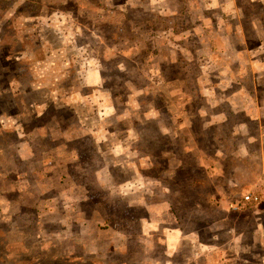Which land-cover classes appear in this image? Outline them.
<instances>
[{
    "label": "rangeland",
    "instance_id": "rangeland-1",
    "mask_svg": "<svg viewBox=\"0 0 264 264\" xmlns=\"http://www.w3.org/2000/svg\"><path fill=\"white\" fill-rule=\"evenodd\" d=\"M198 1L0 0V264H264V0Z\"/></svg>",
    "mask_w": 264,
    "mask_h": 264
},
{
    "label": "crops",
    "instance_id": "crops-1",
    "mask_svg": "<svg viewBox=\"0 0 264 264\" xmlns=\"http://www.w3.org/2000/svg\"><path fill=\"white\" fill-rule=\"evenodd\" d=\"M208 1V0H207ZM213 2H214V6H210V8H212V9H209V8H206L207 10H213V9H215V10H217V9H219V10H224L225 9V7L222 5V3H219L218 2V0H215V1H217L218 2V4L217 3H215V1L214 0H212ZM208 3H211L210 1H208ZM224 23V27H226V30H225V33L224 32H221L220 30H217L215 33L217 34V35H222V34H224L225 36H229L230 35V33L233 35L234 33H235V31H236V29H237V24H235V23H233V22H228V20H226V19H224V21H223ZM206 23H208L207 21H205L204 22V26L206 27ZM211 23H215V28H217L218 27V23L217 22H214V21H211ZM246 117H248V116H246ZM253 121H255L256 122V119L255 120H253ZM164 205H165V203H162L161 204V206L162 207H164ZM149 223V222H148ZM160 223H162L161 221H159V225H161ZM150 225H152V223L150 224ZM160 227V226H159ZM159 227H157V229H159ZM156 229V230H157ZM152 231H154V230H152ZM164 234V233H163ZM164 236V235H163ZM165 237H168V236H165ZM163 241H164V239H163ZM166 241H168V242H164V243H166L165 245L166 246H172L175 250H177L178 251V243H172V242H170V240L168 239V238H166Z\"/></svg>",
    "mask_w": 264,
    "mask_h": 264
},
{
    "label": "built area",
    "instance_id": "built-area-1",
    "mask_svg": "<svg viewBox=\"0 0 264 264\" xmlns=\"http://www.w3.org/2000/svg\"><path fill=\"white\" fill-rule=\"evenodd\" d=\"M259 202H260V197L257 194L247 193L246 195L243 196L242 203L244 205L253 206V205H257Z\"/></svg>",
    "mask_w": 264,
    "mask_h": 264
},
{
    "label": "trees",
    "instance_id": "trees-1",
    "mask_svg": "<svg viewBox=\"0 0 264 264\" xmlns=\"http://www.w3.org/2000/svg\"><path fill=\"white\" fill-rule=\"evenodd\" d=\"M193 2H196L197 4H199V1L198 0H192Z\"/></svg>",
    "mask_w": 264,
    "mask_h": 264
}]
</instances>
